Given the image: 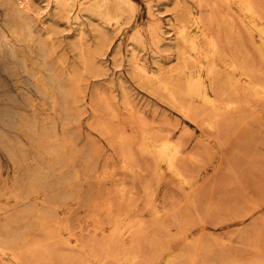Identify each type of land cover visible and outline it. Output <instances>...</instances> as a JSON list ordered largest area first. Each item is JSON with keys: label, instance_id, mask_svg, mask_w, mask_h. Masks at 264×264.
Returning <instances> with one entry per match:
<instances>
[{"label": "bare ground", "instance_id": "obj_1", "mask_svg": "<svg viewBox=\"0 0 264 264\" xmlns=\"http://www.w3.org/2000/svg\"><path fill=\"white\" fill-rule=\"evenodd\" d=\"M117 1L119 2L120 0H0V6L3 8V14L0 17V65H2L4 71L10 73V77L16 84H18L19 80L18 75H16L15 72H20L21 75L25 76L26 83L32 86L33 90L37 92V95H39V97L51 104L53 110L55 111V114L57 112L61 114L64 126L62 129L63 133L59 138L56 126L57 121L54 117L43 116L44 118L40 119L36 112L27 114L24 112H19L13 108H5L0 117V121L3 125L7 127H10L14 130L22 131L23 134L28 137L31 144L33 143L39 155H41L42 157H46V155L51 156L56 164L59 163L60 165L61 163L63 165V168L68 170L65 172L64 176L61 177V182L66 185V193L64 195L66 200H68V198H73L76 195L78 185L75 183V180L78 178L80 173L79 167L75 165V155L71 154V150H69L68 153L66 152L67 146H70V148L72 149L76 145L77 133L75 131L74 126L76 122L79 121L78 119H80L81 109L75 108V106L76 104L81 103L79 101L85 98L84 96L86 95L88 89H86L84 84V81H86V72L89 70H91L89 72H92V70H94V72H97L96 69L98 66V62L101 61L102 56L106 52L105 46L107 45H104V41L107 40H104L105 36L103 37L101 33L100 24L102 23L103 25H109V23L111 24L112 21L116 20V22L118 23V21L121 20V18L119 19L120 9L118 7H114ZM128 1L129 0H121V2L125 3L129 7V4L132 1L130 0V3ZM204 1L210 2L208 0H199V2H202V4ZM212 1L213 0H211V2ZM217 1L219 2L215 3L213 1L214 4H204L209 7L211 5L210 8L216 10L217 7L213 8L212 6H214L215 4H217L216 6H219L221 2V5L222 3H224L221 7L227 8L229 6L230 8L228 7L226 10H233V12L232 10L229 11V13H235L234 16L238 18V20L240 21V25L242 24L246 28L247 33L252 37L251 40H253V47L258 56L260 57V65H257L259 62L257 63L255 57H253L252 55L253 53L251 54L252 57H249L250 54L248 52L247 43L245 42L246 39H243V32L239 24L236 23L233 17H230V15L227 16L228 12L222 10L223 8L221 9V7L220 11H224L226 14L224 16H226L227 18L224 20V22H222V27H220L217 23L215 25V29L223 33L224 38L218 37L219 35L217 36L215 34L214 28L212 29L211 26L204 22L202 14L200 15L198 12H189L187 20L184 23L176 24L172 27L175 33V43H171V41L165 42L164 37L160 32L154 34V43L152 42L153 46L154 44L160 45L161 47L169 51L170 49H175L177 61L173 62V65L171 63L169 64L170 66L168 65V67H165L159 64L160 66L158 65V69H154L149 68L145 64V62L141 63L136 54H131L132 56L129 58L130 73L142 88L147 89L154 96L156 95L161 97L162 99L164 98V100L167 101L166 103H169L172 108H176L179 112L185 115L186 118L193 117L197 119V117H204L205 124L212 131L216 130L217 127L220 126V123L225 120H229V123H242L246 119L250 118L254 124L256 123L257 119H261L259 115L264 112L262 111L263 108L260 109L259 106L261 102H264V7H262L264 3L261 4V2H258L261 0ZM202 4L200 3V6ZM121 5L122 4H120V6ZM177 8L182 9L185 7L184 5L177 4ZM213 14L216 15L214 11ZM212 15L210 14V16ZM224 16L223 18L219 17L220 20L224 19ZM206 17L207 16H205V18ZM118 24H120V21ZM120 27L121 25H119V29ZM152 29L156 32L154 28ZM121 31L122 30H120V32ZM134 32H137L133 34L134 37H136L135 39L133 38L136 44L137 40L139 41V39L143 38L141 37L142 34L140 31ZM131 37L133 36L131 35ZM219 38L225 41L222 42ZM143 48L146 47L143 46ZM71 54L74 55L73 61H70ZM154 57L157 58L154 61H157L161 58V54L156 52L154 54ZM100 64L102 66V63ZM101 69L102 67L100 68V70ZM88 81L90 82V80ZM120 84L122 90V96L120 101L123 104V108L126 110V112H119L118 102L116 100L117 97L114 96L115 93H108L104 88L102 90L100 87H96L93 89V102L99 101L102 107H98L94 104L92 105V119L101 131L100 134L106 137V141H108L109 144L111 143L112 147L118 149L120 159L119 168H122V170L125 172L123 178L127 177L129 174L135 176L133 177V179H141L143 177V170L142 166L140 165L141 162L138 161L135 151V145L137 143V140L141 141L138 150L142 154L150 157L152 159V162H154L153 165H146L149 173L147 172L148 175L143 177L145 178V182L142 181L143 185L140 181V185L143 186V189L146 192L144 193V195L147 194V196L149 197L148 198L146 196L148 200L145 203V209L151 212V218H147L148 220L144 219L142 215L143 208L141 209V206L137 201V192L135 190V187L132 189H130L131 186L127 188L128 185L124 181V179H122L123 182L119 184L120 186L117 184L119 186L118 188H110L113 189V191L116 190L115 192L109 189V191L111 192L108 193L106 197L110 198L108 200H105L104 203H102V200L105 198H101L104 192H102L103 194L101 193V197L99 196V194L97 195L100 189H97V187L95 186L96 180L95 182L93 180L91 183L92 185L89 186L91 187L89 188L90 190H88V193L84 194V196L86 195V200L91 199L90 196L92 195L93 200L98 199L94 198V195L95 197L96 195L100 197L101 201L99 202H101V204L103 205L100 206L94 203L95 205H92V207H94L95 209H92V213L94 214L95 210V214L98 216L99 220H104L102 222V228L105 226H108L110 228L109 234H106L108 236H105L106 238H104V240L102 239L103 241L99 239L98 236L97 239H95H99L102 241V244L100 243V245L107 244L105 245V247L109 246L111 249L114 245H116V248L118 246L124 248L121 251L124 253L120 254L119 258L121 259L120 261L123 260L124 264L137 263L139 257L137 253L138 250L141 249L143 243H151L153 245L154 250H156V254L153 256V258H151L150 261H148L151 255H153L151 254L150 257L146 259L148 262L146 260L145 262L141 261L143 262L141 264H176L178 259L183 254H181L182 250H180L181 252L179 253V249H176V247L172 248L171 246L173 245L171 244H178L183 242L186 243L187 241L186 236L188 234L186 235V233L188 232V230H190L189 228L193 224L191 219L189 218V211L192 209L198 211L197 202L202 187V182L200 179L202 170L199 171L197 168H204L205 163L201 166H199L200 164L197 165L198 161L196 158H198L199 155L198 157L190 156V154L189 156H186L188 155V153L186 154L184 152V149L186 148L187 143H184L185 137H187V133L182 132L180 133L181 136L178 135V137L175 138L173 136L174 133L172 131L167 133L165 131V133L162 132V130L157 128L159 126H157L156 124L153 125L152 122L148 121L149 119L147 120V117L142 113L143 111L137 112L138 109L136 110V107L134 106L132 96L129 92L128 86L126 85V82L121 79ZM112 86L113 85H109L110 88H112ZM21 94L28 101V103L32 105L33 95H31L28 90H23ZM83 112L85 113V111ZM250 119L249 123L251 122ZM123 120H126L128 122L127 124H124L125 126L131 125L133 123L132 125L134 127V122H138L140 124V129L137 130L134 127L135 129L132 128L133 133H126L128 132L127 129H123L121 127V123L123 122ZM214 137L215 138H212V141H207L206 139L201 140L202 148L203 144L206 147L204 150V155L206 157L207 155H212L213 145L219 142L217 139V135H214ZM93 139L89 140L93 141ZM190 140L191 137L188 141L190 142ZM90 141H88L87 144L82 146L77 151V154L79 155L78 157H81L84 163V174L88 177L93 176V178L95 177L98 180L100 175L107 176L111 172L115 173V166H110L108 162L105 164V173L99 175L97 167L99 161L97 164L98 159L96 160V155L100 154L101 146H98L99 144L92 143ZM210 142H213V145H210ZM1 149L13 161V164L17 171H26V185H29L20 186L19 177L21 175L17 173L14 176L12 187L8 192L9 194L19 197L18 199H23V196H20L18 190H22V193L25 192L26 196H28L34 192L35 187L37 186L36 184H38V182L49 176V169L44 165L42 159L38 160L37 156H32L30 150L23 143V141H21L20 137L15 134L7 133L2 126H0V150ZM194 153H191V155H193ZM196 153L200 154V152ZM209 158H211V156ZM194 169H197V171ZM143 173L145 174L146 172ZM101 180H104L103 176ZM131 181L134 182L133 180ZM164 182H171L172 184L178 187L179 191H181L183 194L181 198V200H183V203L180 200V202H176L173 204V206L169 207L166 206L167 203L160 205V203L157 202L156 197L158 195V188ZM114 183L116 184L118 182ZM107 187L109 188L108 185ZM177 187L174 188L177 189ZM107 189L105 190V192L107 191ZM171 191L174 192V190ZM56 192L59 193L60 189L59 192ZM52 195L48 194V197L46 196L45 199L49 198L50 196L49 200H51ZM114 195L116 196L114 197ZM57 196L58 194L55 195V197ZM166 199L168 198L166 197ZM49 200L47 201L49 202ZM90 204L91 203L87 204L86 202L85 205L87 207V205L90 206ZM181 204L184 205V211H182V213L179 212L182 206ZM82 205L84 206L83 203ZM16 206H18V204ZM98 206H100L101 208H99ZM96 207H98L101 212L97 213L98 209L96 212ZM2 209V206H0V211ZM31 211H33V209L30 207L23 213L15 216V219L11 220L10 224L8 222V225H4V230L0 231V240L4 244L7 241L10 242L9 245H13L12 242L14 241L16 242V236L18 237L19 233L21 232L19 224L24 220L28 221L29 224V212L31 213ZM143 212L145 213V211ZM40 214H42V212ZM93 214L91 215L93 216ZM80 215L81 214H79V216ZM96 215L94 220L97 219ZM180 215H182V217H180ZM45 217L47 216L45 215ZM68 217L66 219H68ZM89 220L90 219L88 218L87 221ZM52 221L53 220H51L50 222ZM50 225H52V228H56L57 223H54L53 221V224L51 223ZM174 226H178V231L174 236H169L168 234ZM6 227L8 228L6 229ZM29 228L31 231L32 227ZM48 228L49 227H47V229ZM93 228L97 229V227ZM24 229H26V227ZM99 229H101V227ZM49 230H51V227L49 228ZM49 230L48 232H50ZM55 231H52L53 233L50 234L54 235ZM97 231H95V233ZM161 232L165 233V235H163ZM70 233H72V231ZM87 233L89 232L87 231ZM149 233L150 236H148ZM74 237L75 240L76 238L78 240V237H76V235ZM83 238L84 236L82 237V239ZM80 239L81 238H79V240ZM88 239H90L92 243L94 241L96 242V244L99 243L95 239ZM88 239L86 241H88ZM55 241H57V239ZM82 241H85V239ZM5 245H7V247L1 246V249H13L14 252L12 253H14V256H17L15 244V246H9L7 242ZM81 246L84 251L86 248L90 247H87L88 245L84 242L81 243ZM29 248L31 249V247H28V249ZM118 248L120 249V247ZM126 249L130 250V254L126 251ZM90 250L92 252V249ZM51 251L52 250H50V252ZM186 253L188 252L186 251ZM36 255L38 254H35L33 256ZM186 255L187 254H185V256ZM51 256L52 254L49 256V258ZM93 256L94 258H97V254H94ZM36 257L38 259L39 256ZM43 257L44 259H46L45 255ZM41 258L42 256L39 257V259ZM29 262L31 263V261ZM37 263L38 262H36V264ZM32 264H34L33 261Z\"/></svg>", "mask_w": 264, "mask_h": 264}, {"label": "rangeland", "instance_id": "obj_2", "mask_svg": "<svg viewBox=\"0 0 264 264\" xmlns=\"http://www.w3.org/2000/svg\"><path fill=\"white\" fill-rule=\"evenodd\" d=\"M131 1L129 0L128 2L129 3L131 2L134 6L130 3L128 7V5L121 2V0L119 2L117 1V3H115L114 5V7H118L120 9L119 10V19L121 18V20H119L120 24H118L119 21L117 23L116 20L112 21L111 24L109 23V25H106V24L103 25L102 23L100 24L101 33L103 37L105 36L104 40H107V41H104V45L105 44L107 45L105 46L106 52L102 56L101 61L98 62V66L96 69L98 74L97 72H94V70H92L93 73L89 72L91 70L86 72L85 74L86 81H84L86 89L88 88L86 95L84 96L86 99L84 98L81 101H79L81 103L76 104V106L78 107L75 106V108L81 109L80 119H78L79 121H77L74 126L75 131L77 133L76 145L72 149L70 148V146L66 147L67 153L69 152V150H71V154L75 155V160H74L75 165H77L80 170L79 176L75 180V183L78 185V190L76 192V195L73 198H70V199L68 198V200H66V198L64 197L66 193V185L61 182V177L64 176L65 172L68 170L63 168V165L61 163L60 165L59 163L56 164L53 161V158L51 156L46 155V157L45 156L42 157L41 155H39L33 143L31 144L28 137H26L22 131L14 130L10 127H7L3 125L0 121V126H2L7 133L18 135L21 141H23V143L30 150L32 156H37L38 160L42 159L44 165L49 169V176L41 180L40 182H38V184H36L37 186L35 187L34 192L28 195L29 197L26 196L25 192L22 193V190L20 191L18 190V193L20 194V196H23L22 197L23 199H18L19 197L13 196L9 194L8 192L10 191V188L12 187L14 176L17 173L21 175L19 177L20 178L19 185L29 186V185H26V174H25L26 171L25 172L23 170L17 171L15 169L13 161L9 158V156L2 149L0 150V206H2L3 208L2 209L3 212L2 210L0 211V231L4 230V225H8V222L10 224V221L15 219L14 217L17 216L18 214L23 213L24 211L28 210L30 207L33 209L31 213L29 212V219H28L30 220L29 224L31 222L32 223L29 226L28 221L24 220L23 222H20L19 228L21 229V232L19 233L18 237L16 236V242L15 241L12 242L13 245L14 244L16 245L14 246H15V250H17L16 251L17 256H14V253H12L14 252L13 249H8V250L7 248L1 249V246L7 247V245L5 244L8 242V245H9L10 242L7 241L4 244L0 240V242L2 243V244L0 243V263L1 264H6V263L7 264H32V261H33L34 264H36V262H38L37 264H124L123 260L120 261L121 259H119L120 254L124 253V252H121L124 248H122L121 246H118L120 247L119 249L118 247L117 248L115 247L116 245H114L112 246V249H111L109 246L105 247V245L107 244L100 245V243L102 244V241L104 240V238L108 236L106 234H109L110 228L108 226H105L102 228V222L104 220L103 221L99 220L98 216L95 214V210H94V214L92 213L93 212L92 209L94 208L92 207V205H95V204L100 205V206L103 205L101 204V202H99L101 201L100 199L101 193L104 192V194L102 193L103 195L101 197L102 199L105 198L102 200L103 201L102 203H104L105 200H108L110 198V197L109 198L106 197L108 193L113 191V189H110V188L111 187L114 189L118 188L120 186L119 184L123 182L122 179H124V181L128 185V186L126 185L127 188L130 186H131L130 189L135 187V190L137 192L136 194L137 201L139 205L141 206V209L143 208L142 210L145 211V213L142 211V215L144 219L148 220L147 218H151V212L145 209V203L148 200L147 199L148 196L147 194L144 195V193L146 192L143 189L142 181L145 182V178L143 177L148 175L149 173L146 165H149V164L153 165L154 162H152V159L150 157L142 154L138 150V147L141 141L137 140L136 141L137 143L135 145L136 157L138 161L141 162L140 165L142 166L143 172H146V173L144 174L142 172L143 177L141 179L140 178L133 179V177L135 176L130 175V174L127 177L123 178L125 172L122 170V168H119L120 159H119L118 149L115 147H112L111 143L109 144V142L106 141V137L100 134L101 131L99 130L98 126L94 123L92 119L93 117L92 105L94 104L98 107H102L99 101L93 102V89L96 87H100L102 90L104 88L108 93H111V92L115 93L114 96L117 97L116 100L118 102L119 112L121 113L124 111L126 112V110L123 108V104L120 101L121 96H122L120 82H121V79H123L126 82V85L128 86V89L132 96V101L134 103V106L136 107V110L137 109L140 110V111L137 110V112L143 111L142 113L147 117V120L149 119L148 120L149 122H152L153 125L156 124L157 126H159L160 128L159 127L157 128L162 130V132L165 131L167 133V132L172 131L174 133L173 136L175 138H177L178 135L181 136L180 133L182 132L187 133V137H185V143H184V144L187 143L186 144L187 146L184 149V152L186 154L188 153V155L186 154L185 155L189 156L190 154V156H194V157H198L199 155V157L196 158L198 161L197 165L200 164L199 166H201L205 163L204 165L205 169L203 167H202L203 169L197 168L199 171L202 170L201 176H200L202 187H201V191L199 194L200 196L197 202L198 211L195 209H192L189 211V218L191 219L193 224L189 228L190 230H188V232L186 233V235L188 234L186 236L187 237L186 240L187 241L190 240V241L189 242L186 241V243L183 242V243H178V244H171L174 246V247L171 246L172 248L176 247V249H179V253L181 252L180 250H182L181 254L184 255V257L183 255L180 257L181 260L180 258L178 259L179 263L177 261L176 264H264V122H262L264 121V112H262L259 115L261 119H257L256 123L254 124L250 118L246 119L248 122L245 120L242 123L241 122L229 123V120H225L220 123L221 128L220 126H218L216 130L212 131L205 124L204 117H197V119L193 117L186 118V116L183 115L181 112H179L176 108L174 109L169 103H166L167 101H165L164 98L162 99L159 96H156V95L154 96L150 93V91H148L145 88H142L139 85V83H137V81L132 77L130 70H129L130 69V66H129L130 59L129 58L133 54H136L140 62L141 63L145 62V64L149 68L158 69L160 65L168 67V65L171 63L173 65V62L177 61V55H176L175 49H170L169 51L161 47L160 45L154 44L153 46L152 42L155 37L154 34L160 32L163 35L165 42L171 41V43H175L176 42L175 33L172 27L176 24L184 23L187 20V16L189 15V12H198L200 15L202 14V18L204 22L208 24L209 26H211L212 29L214 28L215 34L217 36L219 35L218 37L224 38L223 33L215 29V25L218 23L219 26L222 27L223 26L222 22H224V20L227 18L226 16H224L226 14L222 10H225L226 12L229 13V11H231L232 9L226 10L229 6L227 8L221 7L224 4L222 3L221 5V2L219 6H216L217 4L212 6L213 8L217 7L216 10H213L212 8H210L211 5L210 7L205 5V4L209 5V3L211 4L213 3V1L215 3H218L219 1L217 0H216L217 2L215 0H213L212 2L211 0H208L210 2L204 1L203 4L202 2H199V0H131ZM258 2L259 3L261 2L262 4L264 3V0H261ZM200 3L202 4L201 6H200ZM120 4L122 5L120 6ZM177 4L184 5L185 8L179 9L177 8ZM204 5L206 6V8ZM220 7L221 9L223 8L221 11H220ZM262 7H264V4ZM206 9L208 10V12ZM133 10H134V13H133ZM213 11L214 13H216V15L213 14ZM217 11H218V15L221 13L219 15L220 18H223L224 16V19H221L222 21L218 17ZM232 12H230L229 14L227 13V16L230 15V17H233L236 23L239 24L243 32V37H244L243 39H246L245 42L247 43V46H248V52L250 54L249 57H252L251 54L253 53L252 55L253 57H255V60L257 61V63L259 62L257 65H260V57L258 56V54L256 53L253 47L254 46L252 42L253 40H251L252 37L247 33L246 28L242 24L240 25V21L238 20V18L234 16L235 13H232ZM2 14H3V8L0 6V17L2 16ZM210 14L211 15L213 14L214 16L213 15L210 16ZM205 16L207 17L205 18ZM127 18H129L130 20ZM119 25H121L120 29H119ZM152 28H154L156 32ZM120 30L122 31L120 32ZM134 31L141 32L142 34L141 37L143 39H139V41L141 40L140 43L137 40L135 44L134 39L136 37H134L133 34L137 32H134ZM131 35L133 37H131ZM220 40L222 42L225 41L223 39H220ZM141 44H146V45H141ZM143 46L146 48H143ZM132 48H133V51H132ZM157 49H159L160 51ZM156 52L161 54V58L157 60L160 63H158L157 61H154L157 59L154 57V54ZM73 60H74V55L71 54L70 61H73ZM100 63H102V66ZM101 67L102 69L100 70ZM18 73L15 72V74L18 75V80H19L18 84H16L13 82L12 78L10 77V73L4 71L2 65H0V117L5 108H8V109L13 108L19 112H24L27 114L36 112L40 119L47 117V116L54 117L57 121L56 122L57 123L56 124L57 133L60 138L61 134L63 133L62 129L64 126L61 114L58 112L55 114V111L53 110L51 104L49 102H46L41 97H39V95H37V92L33 90L32 86L26 83L25 76L21 75L20 72ZM112 79L114 83L112 82ZM88 80H90V82ZM109 85H113L112 88H110L111 86L109 87ZM23 90H28L31 93V95H33L32 105H30L28 101L22 96L21 92ZM259 106H260V109L263 108L262 111H264V107H263L264 102H261ZM83 111H85V113ZM249 119L251 121L250 123H249ZM123 122L121 123V127L123 129H127L128 132L126 133H133V129L135 128L137 130L140 129L139 127L140 124L138 122L137 123L134 122L135 128L132 125L133 123L131 125L125 126L124 124L125 123L127 124L128 122L126 120H123ZM244 122L247 123L248 125L245 124ZM92 124H95V125H92ZM89 126H92V127H89ZM221 130H223L224 132ZM214 135L215 136L217 135V139L219 142H217L214 145H213V142H210V145H213L212 147L213 152H212V155H210L211 158H209L210 156L207 155L206 157L204 155V150L206 147L203 144V148H202L201 140L206 139L207 141H212V138H215ZM190 137H191V140L189 142L188 140ZM93 138L96 140V142ZM89 139L90 140L93 139V141H90ZM88 141L99 144L98 146H101L100 154L96 155L97 156L96 160L98 159L97 164L99 161V164L97 166L99 175L102 173H105L104 172L105 164L108 162L110 166H115V173L111 172L107 176L100 175L98 179L99 181L95 177L93 178V176L88 177L84 174V171H85L84 163L82 161V158L78 157L79 155L77 154V151L82 146L87 144ZM199 148H200V151H199ZM192 151L200 152L201 155L199 153L197 154L196 152L194 153ZM191 153H194V154L191 155ZM98 157L100 158V160ZM113 158H114V161H113ZM200 162H203V163H200ZM197 169H194V170L197 171ZM208 175L210 176V180H209ZM102 176L104 177V180H101ZM113 176H114V179H113ZM93 180L94 182L96 180L95 186L97 187V189L98 188L100 189V191L97 193V195L99 194L100 197H98L97 195L95 197L94 195V198H98V199L93 200V195H92L90 196L92 201L91 199L86 200V195L84 196V194H87L88 190H90L89 188L91 187L89 186L92 185L91 183ZM131 180H133L134 182H132ZM135 180H136V183H135ZM140 181L142 182L141 183L142 185H140ZM114 182H118V183L115 184ZM107 185L109 186V188L107 187ZM174 187H177V186H175L171 182H164L163 184H161V186H159L158 192H157L158 195L156 197V200L157 202L160 203V205L167 203L166 206L170 207V206H173L174 203L180 202L183 194L181 191H179L178 187L177 189ZM59 189H60V192H59ZM106 189H107L106 191L107 194L105 192ZM109 189L111 191H109ZM171 190H174V192ZM56 191H58L59 193H57ZM115 191L116 190H114L113 192ZM55 193L58 194L57 196L58 198L55 197V195H57ZM48 194L49 195L55 194L54 196L52 195L51 197L52 201L49 200L50 196L49 198H46L52 204H50L45 199L46 196L48 197ZM165 194H167L168 196ZM115 196L116 195H114V197ZM59 197H63V198H59ZM166 197L168 199H166ZM53 200L55 201V203ZM85 200L87 204L91 203L90 206L92 208L89 205H87L86 207ZM172 200H175V201H172ZM181 202L183 203V200H181ZM82 203L84 204V206L82 205ZM17 204L18 206H16ZM25 204H27L28 206ZM181 205L182 206L179 212L182 213V211H184L183 210L184 205L183 204ZM100 206L98 207L101 208ZM98 207H96V212L98 209L97 213L101 212ZM81 208H83L84 210ZM41 212L42 214H40ZM90 213L93 214V216ZM79 214L81 215L79 216ZM45 215L47 217H45ZM74 215L76 218L74 217ZM95 215L97 219L94 220ZM67 217L68 219H66ZM86 217L87 219L89 218L90 220L87 221ZM180 217H182V215H180ZM50 219L53 220L54 223L55 222L57 223V226L55 225L56 228L54 227L56 231L54 228H52V225H50L51 223L53 224V221L50 222L51 221ZM83 219L85 220V222ZM81 224L83 227L81 226ZM24 226L26 227V229H24L25 228ZM69 226L71 229L69 228ZM29 227H32L31 231ZM47 227L49 228L51 227V230H49V228L47 229ZM89 227H92V228H89ZM93 227H97V229ZM100 227L102 230L99 229ZM7 228L8 227H6V229ZM43 228L45 231L43 230ZM177 229H178V226H174L168 235L174 236L176 232L178 231ZM48 230L50 232H48ZM52 231L53 232L55 231L54 235H51L53 233ZM71 231L72 233H70ZM87 231L89 233H87ZM95 231H97L96 232L97 234L95 233ZM47 233H48V236H47ZM73 233H74V236L76 235V237H78V240L79 238H81L80 239L81 242L80 240L78 242L77 238L75 240ZM162 234L165 235V233H162ZM83 236L84 238L82 239ZM97 236L99 237V239L101 240L103 239V240L102 241L99 239L96 240ZM148 236H150V233L148 234ZM88 238H91L92 240L96 238L95 240L99 243L96 244L95 241H94L95 243L94 242L92 243L91 240ZM56 239L57 241H55ZM84 239L85 241H82ZM87 239L90 244L88 243V241H86ZM82 242L87 244L88 245L87 247L90 246L89 248H86L85 251L83 250L81 246ZM13 245H9V246H13ZM28 247H31V249L30 248L28 249ZM49 249L52 251L50 252ZM90 249H92V252ZM101 251H103L104 253ZM117 251L119 252V254ZM126 251L129 252L130 254L129 249H126ZM155 251L156 250H154L153 245L151 243H143L141 249L138 250L137 254L139 257H138V261L136 264H141L145 262V260L148 259L151 254H153L148 260L150 261L151 258H153V256L156 254ZM186 251L188 253H186ZM79 253H80V257H79ZM35 254H38L36 256H39V257L42 256V258L39 259L38 257L37 259L36 256H33ZM51 254L52 256L50 258L52 260L49 258ZM94 254H97V258L96 257L94 258L93 256ZM185 254L187 255L185 256ZM44 255L46 256L45 257L46 259H44L43 257ZM29 261H31V263Z\"/></svg>", "mask_w": 264, "mask_h": 264}]
</instances>
